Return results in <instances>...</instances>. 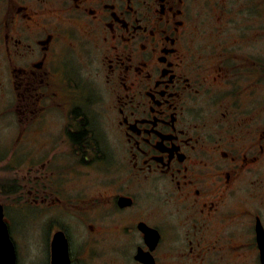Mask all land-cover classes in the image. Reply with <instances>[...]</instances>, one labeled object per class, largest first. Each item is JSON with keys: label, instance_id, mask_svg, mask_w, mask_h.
I'll return each mask as SVG.
<instances>
[{"label": "flooded vegetation", "instance_id": "af4514ba", "mask_svg": "<svg viewBox=\"0 0 264 264\" xmlns=\"http://www.w3.org/2000/svg\"><path fill=\"white\" fill-rule=\"evenodd\" d=\"M254 1L0 0L14 264H261Z\"/></svg>", "mask_w": 264, "mask_h": 264}, {"label": "rangeland", "instance_id": "374dc122", "mask_svg": "<svg viewBox=\"0 0 264 264\" xmlns=\"http://www.w3.org/2000/svg\"><path fill=\"white\" fill-rule=\"evenodd\" d=\"M234 3L238 4L239 2H241L242 0H232ZM249 1V6L252 8L253 12H261V4L254 1V0H248ZM264 12V11H263ZM263 19V18H262ZM257 24H259V29H260V24L263 23V20L259 19L258 21H255ZM1 121V120H0ZM7 149V144L4 138V135L1 132V127H0V198H4V199H8V195H6L5 193V188L3 186H1V184H3L5 182V178L6 176L8 177L9 175H7V168L11 169L10 163L5 162V159H2L3 155L5 154V151ZM23 212V209L15 210L14 212V216H13V223L10 226V230H11V236L15 242V245L17 246V253L19 258H21V256H23L27 251L28 253H37L39 251V246H38V241L35 239L34 235L31 233L30 237L29 236H25V243H23V239L21 238L20 232L18 230V226L16 224V219L19 225H22V220H24L25 218L23 217V215L21 214ZM30 212V211H29ZM29 212H26L24 215L27 218L29 216ZM264 213V209L262 211ZM16 214H17V218H16ZM22 215V216H19ZM19 220V221H18ZM12 230H13V235H12ZM42 246H44V241H42ZM251 263L253 261H250Z\"/></svg>", "mask_w": 264, "mask_h": 264}, {"label": "water", "instance_id": "95a60500", "mask_svg": "<svg viewBox=\"0 0 264 264\" xmlns=\"http://www.w3.org/2000/svg\"><path fill=\"white\" fill-rule=\"evenodd\" d=\"M256 229L257 246L260 252L259 259L260 263L264 264V237L259 224H257ZM52 252L53 254H57L59 252L58 245L55 240L53 241ZM60 252H62V249H60ZM14 258V246L8 234L7 224L3 218L2 204L0 203V264H14ZM55 261H53V264H55Z\"/></svg>", "mask_w": 264, "mask_h": 264}]
</instances>
